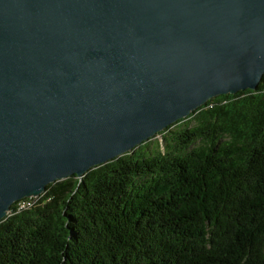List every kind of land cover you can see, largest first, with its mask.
<instances>
[{"label":"water","instance_id":"obj_1","mask_svg":"<svg viewBox=\"0 0 264 264\" xmlns=\"http://www.w3.org/2000/svg\"><path fill=\"white\" fill-rule=\"evenodd\" d=\"M264 76V0H0V223Z\"/></svg>","mask_w":264,"mask_h":264},{"label":"trees","instance_id":"obj_2","mask_svg":"<svg viewBox=\"0 0 264 264\" xmlns=\"http://www.w3.org/2000/svg\"><path fill=\"white\" fill-rule=\"evenodd\" d=\"M172 126L13 205L0 264H264V76Z\"/></svg>","mask_w":264,"mask_h":264},{"label":"rangeland","instance_id":"obj_3","mask_svg":"<svg viewBox=\"0 0 264 264\" xmlns=\"http://www.w3.org/2000/svg\"><path fill=\"white\" fill-rule=\"evenodd\" d=\"M195 124L196 123L193 122V124L189 127H193L195 126ZM182 126H185V125L183 124ZM180 127L181 125L172 126L171 129L168 131V133H166V135H160V134L157 135L155 139L151 140L149 150L155 151L156 149H159L160 151L164 152V150L166 149V145H167V141L164 137H166L167 139H169L168 141H170L171 137L174 135V133L179 131Z\"/></svg>","mask_w":264,"mask_h":264},{"label":"bare ground","instance_id":"obj_4","mask_svg":"<svg viewBox=\"0 0 264 264\" xmlns=\"http://www.w3.org/2000/svg\"><path fill=\"white\" fill-rule=\"evenodd\" d=\"M33 199H39V196L38 197H34V198H25V199H23V200H21V201H18L17 202V204H18V206H17V210H22V209H24V208H27V207H31V205H32V203H33ZM28 200V206H25V207H19L22 203H24V202H26ZM31 200V201H30ZM16 204V203H15Z\"/></svg>","mask_w":264,"mask_h":264},{"label":"built area","instance_id":"obj_5","mask_svg":"<svg viewBox=\"0 0 264 264\" xmlns=\"http://www.w3.org/2000/svg\"><path fill=\"white\" fill-rule=\"evenodd\" d=\"M25 206H28V200L24 203H22L19 207H25ZM15 209H18V208H15Z\"/></svg>","mask_w":264,"mask_h":264}]
</instances>
